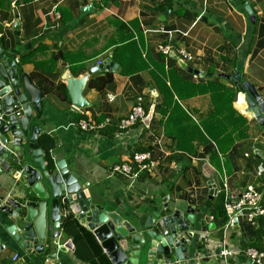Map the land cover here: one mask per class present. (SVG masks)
<instances>
[{"label": "crops", "instance_id": "1", "mask_svg": "<svg viewBox=\"0 0 264 264\" xmlns=\"http://www.w3.org/2000/svg\"><path fill=\"white\" fill-rule=\"evenodd\" d=\"M160 46L171 47V55L162 54ZM0 48L17 64L20 78L27 74L42 91L38 139L49 136L53 163L66 162L92 204L137 228L141 215L169 216L167 203L185 216L194 212L198 223L194 243L186 246L187 264H249L245 252H264L259 228L247 221L229 228L228 217L221 225L217 208L218 196L223 194L225 201L226 192L239 196L253 188L264 198V157L257 154L264 153V126L240 88L243 82L252 84L264 101V0H117L105 5L102 0H0ZM180 51L194 58L185 63L192 72L182 67ZM108 58L116 71L98 70V61ZM107 74L112 78L102 88L91 84ZM238 74L240 85L233 80ZM66 75L88 76L82 91L86 108L73 106ZM158 78L164 79L172 106L179 105L170 120L172 109L164 105L168 98ZM61 86L67 99L57 90ZM193 86L202 90L193 94ZM139 97L148 122L120 131ZM77 116L84 119L76 121ZM81 121L109 124L82 131ZM36 149H41L38 142ZM134 152L152 155V171L132 185L121 176L109 178L108 169L127 162ZM9 195L20 201V194ZM60 202L70 208L65 197ZM205 217L210 222L202 232L198 225ZM56 232L62 245L70 241L61 227L49 230ZM198 237L205 238L203 244ZM228 246L239 254L223 259L220 251ZM15 254L20 255L17 262ZM167 258L182 264L175 250ZM60 259L62 264H87L74 251ZM146 261L140 258L138 264ZM46 263V254H27L0 224V264Z\"/></svg>", "mask_w": 264, "mask_h": 264}, {"label": "water", "instance_id": "2", "mask_svg": "<svg viewBox=\"0 0 264 264\" xmlns=\"http://www.w3.org/2000/svg\"><path fill=\"white\" fill-rule=\"evenodd\" d=\"M181 64L183 68H187L185 63ZM112 68L116 71L117 65L108 58L98 70ZM187 69L192 72L190 68ZM87 77H64L75 108L84 109L88 106L82 96ZM21 78L17 64L7 59L0 48V224L5 226L13 243L27 254H46V264H62L60 256L74 251L73 244L69 241L62 245L60 234H49V230L60 229V199L65 197L74 212L78 213L83 206L84 210L89 211V229L94 231L113 264H138L140 258H145L146 264H171L170 258L166 257H169L173 250L176 251L177 261L187 264L189 257L186 246L194 243L198 223L195 213L191 212L189 215L187 212L188 215L185 216L181 211L170 209L167 203L165 209L170 210L169 216L160 212H152L145 217L141 215L137 217L140 225L137 228L130 221H125L121 215L109 212L100 204H92L90 195L87 192L82 193V187L69 172L65 161L55 165L50 156V164L46 160L45 152L36 149L42 128L33 122L41 120L44 97L27 74L21 73ZM233 80L240 85L241 74ZM240 88L247 92L252 110L264 126V101L261 95L250 83L243 82ZM22 90L24 92L20 95ZM15 106H22V118L13 113ZM25 145H29L32 162L26 159ZM257 154L264 157V153L260 151ZM51 170L55 172L52 173ZM44 177L47 184L43 182ZM7 190L9 191L6 192ZM212 190L211 194H214L215 185ZM10 192L20 194V201L12 198ZM84 199L85 201L80 203ZM18 220L22 222V227L17 225ZM209 222V217L200 221L198 226L202 232H206L204 224Z\"/></svg>", "mask_w": 264, "mask_h": 264}, {"label": "built area", "instance_id": "3", "mask_svg": "<svg viewBox=\"0 0 264 264\" xmlns=\"http://www.w3.org/2000/svg\"><path fill=\"white\" fill-rule=\"evenodd\" d=\"M57 18L60 19V16L57 15ZM159 51L162 54L168 56L171 55L172 49L169 46H160ZM178 59L186 64L192 63L194 61V58L186 51H180L178 54ZM103 62L104 61H98L97 63L98 67L101 66ZM153 96L157 98L155 93H153ZM111 100H113L112 97ZM143 102H144L143 97H139L137 99V102L132 108V111L129 114V116L120 122L119 125L120 131H129L135 128L138 123L144 124V121H146L147 114L143 107ZM13 113L17 117L22 118L23 117L22 106H15ZM108 124L109 121H106L105 123L102 124L88 122V121H81L78 125L82 131H98L103 129ZM155 166H156V162L153 160L152 155L150 153L134 152L132 154V157L127 162L115 164L112 167H110L108 169V175H109L108 177L111 178L114 176H121L126 180L130 181L132 185L140 179L141 175L144 172L150 173ZM225 210L227 217L229 219V223L227 227L229 228L238 227L239 222L242 224L247 221L251 225L257 228L261 227L264 230V198L262 197V195L255 192L253 188H247L239 196L228 194L226 192ZM88 212L82 209L78 213H76L72 210L71 207L67 209L66 207L63 206L61 209V217H66L70 214H73L76 221H78L82 227L90 231L89 229L90 222L87 220L90 218L87 216ZM235 222L237 223L236 225ZM90 232L94 234V231H90ZM204 239L205 238L203 237L199 238V242L203 244L204 242L202 241ZM97 241L101 244V242L98 239ZM239 251L240 250L228 246L227 248H223L220 251V256L223 259H226L229 257H233L236 254H239ZM245 253L249 260V264H264V252L249 250L248 252ZM19 259H20V255L15 254L12 260L13 262H17L19 261Z\"/></svg>", "mask_w": 264, "mask_h": 264}, {"label": "trees", "instance_id": "4", "mask_svg": "<svg viewBox=\"0 0 264 264\" xmlns=\"http://www.w3.org/2000/svg\"><path fill=\"white\" fill-rule=\"evenodd\" d=\"M110 1L116 2L117 0H102L104 5L109 3ZM115 57L117 58V54H115ZM117 60H118V58H117ZM126 72L127 71H124V73H126ZM111 78H112V75L107 74L106 76H104V77H102L96 81H92L91 84L96 88H102L103 86H105V84H107L111 80ZM158 82L161 84L159 86L161 92L163 93V95H165L166 99L168 98V102L164 101V105L166 106V109H172L171 112H169L170 114L168 116V120H170L174 116L171 113L177 111V109L179 108V105L177 103H175V105L172 106L173 105L172 101H171V103L169 102L170 93H169L167 85L164 83V79L158 78ZM193 88H195L194 91L192 92L193 94H197L198 93L197 91L202 90V89H197V86H193ZM215 88L219 89L218 86H216ZM225 89L226 88H224V87H220L221 91H223ZM57 90L61 93V95L64 96V99H67V92H66L65 86H61ZM226 90H228V89H226ZM228 91H231V90H228ZM45 92H47V91H45ZM231 92H234V91H231ZM176 94L178 95L179 98L182 97L177 92H176ZM157 106H159V104ZM164 113H167V111H165ZM83 119H84L83 116H77L76 121L83 120ZM168 122H171V121H168ZM245 123H246V121H245V119H243V132H246V130H247ZM49 140H50L49 136H47L45 134L41 135V137L38 139V147H40L45 152L46 160L48 161V163L51 164L50 150H52L54 148L53 147L54 144H52L51 146H48L47 143ZM50 141H52V140H50ZM217 200L219 203V205L217 206L218 218H220L222 220L221 225H225L227 223V214H226V210H225L224 195L220 194L218 196ZM60 227H61V231L63 232L64 238L69 239L72 242L73 247H74V255L76 256L77 259H79L80 261L87 263V264H113L109 260V258L103 253L102 247L98 243L94 234L92 232H90L89 230L85 229L84 227H82L79 224V222L76 221L73 214H70L66 217H61ZM257 233L260 237L259 238V243H260L262 236H264V230L260 227L259 231ZM256 246H259V245H256ZM256 246H254V247L258 248Z\"/></svg>", "mask_w": 264, "mask_h": 264}, {"label": "rangeland", "instance_id": "5", "mask_svg": "<svg viewBox=\"0 0 264 264\" xmlns=\"http://www.w3.org/2000/svg\"><path fill=\"white\" fill-rule=\"evenodd\" d=\"M22 92H24V90H22ZM33 124H35V125H40L41 127H42V122H40V121H38V120H36V121H34L33 122ZM24 153H25V155H26V159H27V161L28 162H32L31 161V158H30V155H29V145H25V147H24ZM43 172V171H42ZM45 184H47V179L44 177V181H43ZM12 185V181H10V186ZM9 186V187H10ZM22 188H24L23 186H22ZM9 190H7L6 192H8ZM50 210V209H49ZM49 213H50V211H49ZM16 223H17V225L19 226V227H22V222L20 221V220H18V221H16ZM52 247V249L54 248V246L52 245L51 246ZM145 259V258H144Z\"/></svg>", "mask_w": 264, "mask_h": 264}]
</instances>
